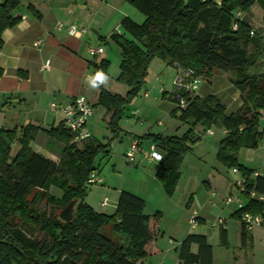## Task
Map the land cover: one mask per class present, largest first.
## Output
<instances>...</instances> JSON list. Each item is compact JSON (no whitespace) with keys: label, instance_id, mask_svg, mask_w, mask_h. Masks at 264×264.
<instances>
[{"label":"trees","instance_id":"trees-1","mask_svg":"<svg viewBox=\"0 0 264 264\" xmlns=\"http://www.w3.org/2000/svg\"><path fill=\"white\" fill-rule=\"evenodd\" d=\"M127 1L145 18L137 24L124 17L120 23L122 33L109 36L120 55L116 80L127 88L122 96L99 86L96 105L108 116L110 140L120 133L123 109L138 95L153 59L191 69L201 80L210 79L219 70L237 89L238 108L226 113L225 105L216 96H201L197 91L184 94L186 105L179 107L169 91L175 105L170 115L186 129L181 135H143L162 155L156 179L164 193L171 196L184 155L200 143L202 132L215 127L225 130L219 137L217 160L227 168L239 169L246 177L247 191L264 193V176L257 172L252 176L253 170L238 161L240 148L259 146L264 128V27H254L244 15L235 17L237 11L244 14L255 4L264 10V0ZM19 3L20 0L0 2V47L3 30L21 19L13 15ZM28 9L37 14L31 4ZM234 24L236 29L232 28ZM91 66L94 75L106 74L110 62L102 59ZM17 132L16 128H0V264H139L158 234L153 223L156 215L144 213V200L120 190L111 215L85 202L90 186L87 179L98 170L96 158L108 153L109 142L102 144L91 136L73 142L62 123L47 130L26 124ZM39 132L64 145L58 162L31 149L30 143ZM51 188L57 189L60 197L53 195ZM40 202H44L41 209ZM259 209L260 205L249 199L233 215L241 222V213ZM35 233H40L41 239ZM246 235L241 223L242 243ZM219 236L226 244L223 224L219 226ZM177 262L213 264L207 236L186 235L177 248Z\"/></svg>","mask_w":264,"mask_h":264},{"label":"crops","instance_id":"crops-1","mask_svg":"<svg viewBox=\"0 0 264 264\" xmlns=\"http://www.w3.org/2000/svg\"><path fill=\"white\" fill-rule=\"evenodd\" d=\"M29 4L33 6L37 14H34L28 9ZM13 15L21 17L19 23L3 30L1 34L3 44L0 47V128H16L18 130L17 134H19V129L26 124L39 126L46 130L55 127L61 123L63 116L59 108L52 110L50 104L56 102L59 105H64L75 96H84L93 107V114L88 121L91 137L98 141L99 139L96 136L101 137V141L99 142L102 144L109 142L106 148L108 153L102 156L104 161L101 160L97 164V172L102 178V182L96 185H101L107 189L110 188L111 178L113 175L116 176L117 166L115 162H118L117 165L120 164L122 166L124 154L134 139H141V135L150 133L170 135L166 133L169 131L168 127L158 132L151 128L144 129L139 133L137 129L139 127L138 123L134 120L136 117L133 116L140 114L143 107L134 108L133 105L137 104V100L133 98L123 109L119 121L120 133L116 138L110 140L111 134L107 126L108 116L105 115V110L102 107L96 105L99 86L111 92L112 89L101 82H97L98 87H92L90 85L88 82L89 78L95 76L91 65L98 64L102 59L108 60L106 48L110 44L115 46L113 41L109 39V36L113 32L122 33L120 32V23L124 17H128L129 15V12L123 6V1L20 0L18 8L13 11ZM57 22L64 24V30H57ZM69 24L84 27L86 31L80 33L78 36L70 35L66 31V26ZM101 39H104V42H101ZM37 40H40L41 43L35 46L34 42ZM106 44L108 45L106 46ZM99 46L103 48L102 53L95 54L91 51V49ZM115 48L118 50L116 46ZM46 60H49V67L44 69L42 65ZM152 63L157 65L159 71L155 76V83L150 87H148V83L145 87L143 84L138 95L148 98L152 92H155L154 101H157V107H159L161 115L173 119L170 112L175 108V105L171 101L168 93L171 88H167L171 85L170 83L175 73L174 67L159 59H153ZM213 74V77L210 79H204L210 84V87L213 84H217L222 77H225L227 80L226 73L214 71ZM223 86L224 92H226V89L227 92L231 89L228 95L218 93L221 96L219 97L217 91L206 93V95L212 94L216 96L225 106L226 101L231 104L233 103V110H229V112L225 110L226 113H230L235 111L239 106V93L229 81L227 84H223ZM114 88L122 96L127 91L126 86L124 89L115 86ZM144 93L147 95L144 96ZM197 94L201 95L199 91H197ZM145 105L147 107L153 104L148 103ZM129 107H132L130 111L128 110ZM95 108L97 109L96 112ZM176 121L178 120L176 119ZM262 126H264V122H262ZM179 128L180 125L172 130H178ZM184 128L186 129V126ZM222 130L219 129L220 132ZM30 147L43 157L53 162H58L64 145L50 138L45 133L39 132L35 140L30 143ZM141 148L148 152L156 149L151 140L141 141ZM256 150H259L258 147L255 148ZM158 153L161 154V152ZM134 163V171L142 173L152 178V181H155L159 161L146 160L141 153H138ZM139 166L142 169H139ZM127 169L133 170V168L124 167V171ZM249 169L253 170L254 173L257 172L252 168ZM257 173L264 176V173ZM158 183L160 184V182ZM207 186L210 188V185ZM176 188L177 185L175 190ZM161 189L163 191L162 186ZM120 190H122V187L116 190L113 197H110L112 199L105 196L108 198L107 205L102 206L100 202L99 206H111L112 210H114ZM179 190L180 193L182 192L180 198L183 201L191 199V195L185 193L181 187ZM51 193L57 197L61 195L55 188H51ZM134 194L144 200V213L151 216V214L145 212L147 195H145L144 191L134 192ZM86 203L93 209L103 212L88 202ZM198 217L202 218L200 216ZM153 223L158 230L157 223ZM223 226L225 228L224 224ZM248 231L250 230H246V233ZM250 238L252 239V235ZM246 239L247 236L245 241ZM191 249L194 251L195 246H192Z\"/></svg>","mask_w":264,"mask_h":264},{"label":"rangeland","instance_id":"rangeland-1","mask_svg":"<svg viewBox=\"0 0 264 264\" xmlns=\"http://www.w3.org/2000/svg\"><path fill=\"white\" fill-rule=\"evenodd\" d=\"M122 1L125 10L129 12L128 17L137 24L142 23L145 16L127 0ZM244 17L254 27H264V10L258 5H253L244 13ZM120 32H122V29H120ZM106 51L108 52L110 66L107 73L104 74L107 80L103 83L107 87H111L112 92L117 93L114 86L125 88L124 85L116 80L119 73L120 55L112 44L107 46ZM215 72L221 71L215 70ZM158 73L157 65L151 61L145 76L144 87L147 83L148 87L155 83V76ZM227 80L225 77H222L217 84H213L210 87V84L202 79L198 84L197 91L203 96L213 91H217V95L218 93L228 95L231 89L228 92L226 89V92H224L223 86V84L228 83L229 80ZM170 84L167 89L172 87V82ZM154 95L155 92H152L148 98L140 95L135 97L137 104L133 105L134 108L143 107L140 114L133 116L136 117L134 120L138 123L139 127L137 129L139 133L144 129L151 128L158 132L168 127L169 131L166 133L181 135L185 130V125L180 121H176L174 117L173 119L163 117L159 107H157V101H154ZM218 96L221 97L220 95ZM148 103L153 105L146 107L145 104ZM225 107L227 112H229V110H233L234 106L233 103L231 104L226 101ZM131 109L132 107L128 108L129 111ZM96 110L95 108V112ZM178 125H180V128L173 131L172 129ZM197 129L201 130V128ZM210 129L214 133L208 135L201 131L200 144L194 145L192 150L184 156L180 167L177 188L171 196H167L162 191L156 178L155 181H152V178L134 171L135 163H127L125 159L124 162L122 161V166L120 164L117 165L118 162L116 163L113 160L117 168L116 176L113 175L111 178L110 188L107 189L96 184L87 187L85 202L110 215L114 212L111 206L100 207L99 203L105 196L112 199L110 197H113L118 188L121 189L122 187V190L133 194L134 192L143 190L145 195H147L145 212L151 214V216L156 215L154 220L158 225L159 233L155 237L153 244H150L147 255L139 261V264H177V248L181 240L188 234H204L207 236L212 246L213 264H264V233L254 227L246 233L247 239L242 243L240 236L241 224L237 217L233 215L237 208L236 204H225L224 202V198L234 192L233 183L239 177V174L232 171L233 167L227 168L217 160L215 154L221 132L215 127H211ZM96 137L101 141V137ZM140 140L150 141L149 139H144L143 135H141ZM155 150L160 152L159 149ZM101 160L104 161V158L99 155L96 158V164H99ZM238 161L247 168L264 173V151L260 149L255 151V149L240 148L238 150ZM126 166L133 168V170L127 169L124 171V167ZM139 169H142V167L139 166ZM207 185H210V188ZM180 187L185 193L191 195L189 204L188 200L183 201L180 198L182 194V192H179ZM238 195L243 201L247 200L244 194L238 193ZM43 206L44 202H40L39 209L43 208ZM192 212L204 219L201 222L196 220L197 225L195 228H191L188 223ZM219 220H223V224L227 229L226 244L222 243L219 236ZM34 235L38 240L42 237L40 233H35ZM251 235L252 239L250 238Z\"/></svg>","mask_w":264,"mask_h":264},{"label":"built area","instance_id":"built-area-1","mask_svg":"<svg viewBox=\"0 0 264 264\" xmlns=\"http://www.w3.org/2000/svg\"><path fill=\"white\" fill-rule=\"evenodd\" d=\"M243 13L237 11L235 13L236 18H242ZM56 28L59 31L64 30L65 26L62 22L56 23ZM233 29H236V25L234 24ZM66 31L68 34H72L74 36H78L80 33L85 32L84 27H78L75 24H69L66 26ZM41 43L40 40L34 42L35 46H38ZM95 54H100L103 52V48L101 46L91 49ZM42 67L44 69L49 67V60H46ZM174 76L172 78V87L171 92L174 95L176 100V104L179 107H184L186 105V101L184 99V94L190 93L192 91H197L198 84L201 81V78L195 76L194 72L191 69H184L179 66V64L174 65ZM147 94L144 93V96ZM50 108L55 110L59 108L62 113V127L66 130L72 137L73 142H81L83 140H87L90 138V130L88 128V121L93 114V108L91 104L86 100L84 96H75L69 102L64 105H59L56 102H52L50 104ZM262 122H264V116H262ZM222 134L225 133V130L221 131ZM208 135H212L214 132L211 129H207L205 131ZM155 148V147H154ZM258 148L264 151V128H262V137ZM138 153H141L146 160H157L160 161L162 155L158 153L155 149L152 151H144L141 148V141L139 139H134L129 145L127 151L124 154V159L127 163H134L135 157ZM232 171L234 173L239 174V177L233 183L234 192L230 193L228 196L224 198L225 204L235 203L237 209L243 208L249 199L253 200L254 203L260 205V209L254 213L243 212L241 213L240 219L241 223L245 227L246 230H251L252 228H258L262 233H264V193H258L255 190H246L245 180L246 177L243 176L238 168L233 167ZM257 173H253L252 176ZM102 182V178L98 174L97 171H94L90 174L87 179L88 185L100 184ZM238 193H242L247 197L246 201H243ZM108 199L105 197L101 201L102 206H106ZM197 215L192 212L189 216L188 223L191 228L196 227ZM219 226H222L223 220H219ZM177 264H182L177 262Z\"/></svg>","mask_w":264,"mask_h":264},{"label":"clouds","instance_id":"clouds-1","mask_svg":"<svg viewBox=\"0 0 264 264\" xmlns=\"http://www.w3.org/2000/svg\"><path fill=\"white\" fill-rule=\"evenodd\" d=\"M106 80L107 77L102 72H98L94 77H90L88 82L92 87H98L97 82L103 83Z\"/></svg>","mask_w":264,"mask_h":264}]
</instances>
